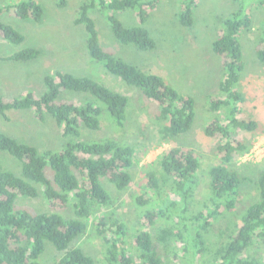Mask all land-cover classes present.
Here are the masks:
<instances>
[{
  "label": "trees",
  "instance_id": "16d2710c",
  "mask_svg": "<svg viewBox=\"0 0 264 264\" xmlns=\"http://www.w3.org/2000/svg\"><path fill=\"white\" fill-rule=\"evenodd\" d=\"M199 1L182 0L179 21L183 26L194 25V9ZM248 2L235 0L237 7L223 19V29L213 42V50L222 61L224 77L219 93L211 96L210 107L213 111H223L225 118L215 117L204 128L207 136L218 140L219 161L207 169L208 195L202 206L194 209L202 162L193 148L183 145L172 146L151 164L153 168L147 171L144 193L135 199L143 209L145 224L169 222L158 233L159 241L166 245L170 241L185 244L182 248L184 255L187 254L185 264H264L263 256L250 253L257 241L264 242V171L257 180L259 198L245 212L238 213L239 222L234 221L220 231L221 239L215 248L208 243L207 236L215 222L226 213L236 212L240 203L243 177L233 163L252 144L238 139L237 131H257L261 127L258 120L245 116L246 97L239 89L245 69L241 34L253 26ZM254 4L264 9V0H254ZM59 5L66 6L67 0H60ZM155 5V0H86L79 8L76 23L86 27L92 57L102 62L108 73L140 88L142 95L157 105L155 125L159 142L173 143L192 128L196 118L195 99L180 93L161 75L147 72L107 51L90 15L91 9L109 11L116 39L148 50L155 48L156 42L144 25ZM6 9L19 18L35 21L42 20L44 14V7L36 0H23ZM129 9L138 11L141 24L126 26L118 18L119 12ZM263 24L260 23L257 54L264 62ZM0 37L18 45L25 40L18 29L2 21ZM40 54L38 48L27 47L9 59L27 62ZM44 81L47 89L40 95L28 92L8 99L0 94V115L7 118L10 110L26 109L33 110L40 120L50 115L63 135L71 136L72 141L59 150H42L0 130V149L16 157L22 165L18 175L0 161V264H43L40 257L47 241L64 252L57 264H95V259L82 248L71 247L87 235L91 224L103 238L105 255L111 264H164L163 245L154 239L150 230L143 229L135 235L137 258L133 256L125 238V223L117 212L118 197L103 182L107 179L119 191L132 185L131 168L135 164L137 144L115 137L101 141L81 138L83 128H101V115L106 107L117 126L125 128L130 111L129 96L91 77L66 71L48 73ZM64 90L92 96L80 103L63 99ZM48 167L51 177L47 174ZM167 190L175 193L176 198H167ZM41 192L51 211L32 212L16 207L20 196L36 198ZM63 211L73 214L65 217Z\"/></svg>",
  "mask_w": 264,
  "mask_h": 264
},
{
  "label": "rangeland",
  "instance_id": "374dc122",
  "mask_svg": "<svg viewBox=\"0 0 264 264\" xmlns=\"http://www.w3.org/2000/svg\"><path fill=\"white\" fill-rule=\"evenodd\" d=\"M21 1L23 0H0V8L3 9L0 21L13 25L25 36V40L19 45L0 37V94L3 97L10 99L26 95L28 92L40 95L47 89L45 76L59 70L76 76L91 77L130 98L129 118L125 128L117 126L105 106L106 110L101 115V128H83L81 138L101 141L115 137L137 144L135 164L131 168L132 185L119 191L107 179L103 180L112 194L118 197L117 212L127 229L125 238L133 256L137 258L135 235L143 229L150 230L154 239L160 242L158 233L169 223L161 220L156 224H145L143 209L135 200L144 193L147 171L153 168L151 164L166 150L181 145L194 149L202 162L194 209L200 208L208 195L207 169L219 161L218 140L207 136L204 128L215 117L225 118L223 111H213L210 107L211 96L219 93V86L224 77L222 61L213 50V42L223 29V19L235 10L237 4L235 0H200L194 9V25L185 27L179 21L182 0H155L156 5L144 26L155 39L156 47L148 50L117 40L108 18L109 11L90 10L101 44L107 51L147 72L161 75L180 93L195 99L196 118L192 128L172 143L159 142L155 125V115L159 111L157 105L142 95L140 88L130 86L119 77L108 73L103 63L95 60L90 54L86 27L76 23L79 8L86 0H67L64 7L59 5L60 0H36L44 7L40 21L19 18L6 9V6H15ZM247 1L253 26L241 34L245 69L239 89L246 97L245 116L258 120L261 127L257 131H237V138L251 143L252 147L245 154L237 156L233 163L243 177L240 203L236 209L237 213H226L215 222L207 235L208 243L214 248L221 239L220 231L232 225L234 221L239 222L238 213L245 212L247 207L259 198L257 180L264 171V62L257 54L261 37L260 23H264V9L256 6L254 0ZM117 15L126 26L141 24L137 10L129 9ZM27 47L38 48L41 51L40 56L27 62L9 59L12 54ZM91 96L89 93L71 90H64L62 93L63 99L80 103L91 99ZM141 129H145L143 134ZM0 130L42 150H59L72 141L71 136L63 135L54 117L48 115L45 120H40L33 110L27 109L10 110L7 112V118L0 115ZM0 161L16 174H21L20 160L9 152L0 149ZM49 169L48 167L47 174L51 177L52 171ZM166 197L175 199L176 195L168 191ZM16 207L32 212L51 211L42 192L36 198L20 196ZM62 213L65 217L73 214L71 211ZM161 245L164 250V264H185L187 254L184 255L182 249L185 244L170 241L168 245ZM166 246L170 247V250L167 251ZM71 247L82 248L95 259V264H111L105 255L104 240L96 234L92 224L87 235L77 239ZM250 253L264 257V242L257 241ZM63 254L64 252L58 251L53 243L47 241L40 261L43 264H57Z\"/></svg>",
  "mask_w": 264,
  "mask_h": 264
}]
</instances>
